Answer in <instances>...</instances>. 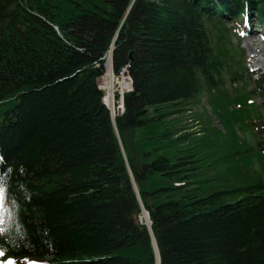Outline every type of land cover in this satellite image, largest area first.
Returning a JSON list of instances; mask_svg holds the SVG:
<instances>
[{"label":"trees","instance_id":"1","mask_svg":"<svg viewBox=\"0 0 264 264\" xmlns=\"http://www.w3.org/2000/svg\"><path fill=\"white\" fill-rule=\"evenodd\" d=\"M242 13L264 0H0V260L156 264L142 207L159 264H264V74L224 18ZM111 44L133 85L114 124Z\"/></svg>","mask_w":264,"mask_h":264},{"label":"rangeland","instance_id":"2","mask_svg":"<svg viewBox=\"0 0 264 264\" xmlns=\"http://www.w3.org/2000/svg\"><path fill=\"white\" fill-rule=\"evenodd\" d=\"M225 28H227L230 31V46H231V48H233L234 50H237L238 53H239V51L241 52L242 62H243V65H244V68L246 69V71L250 74H253V75L254 74H258V75L264 74V38L259 33H255V32L253 34L249 35L248 37L242 36V33H244V31H243V27L240 24L239 20H234L231 23L230 22L226 23ZM257 29L258 28L255 27L254 30H257ZM260 31L264 32V25L260 28ZM115 39H116V37L114 38V40ZM111 50H112V53H110L108 58H109V60L111 59L110 64H111V68H112V72H113L112 77L114 80V83L111 87V93L113 94V97H112L113 103H112L111 108L109 107V104H107L108 105L107 109H108V112L110 113V118H113V120L115 122L116 117H118L117 115L119 114V116H120V111H119V113L115 112L116 113L115 116H114V113H111V111L113 109H115V111H116V109H117L116 107H118V106L120 108L121 104L119 102H120L121 97L119 96L118 91H117L118 87L115 86L116 76L114 74L113 64H112V54L114 51V45L109 47L108 51L111 52ZM109 52H108V54H109ZM110 56H111V58H110ZM105 61H106V64H105V68H104V73H103L102 77L98 80V85L101 86L102 83L105 84L104 90H105L107 98H108L109 91H110L108 88V85H107V83L109 81H108V72L106 71L108 60H105ZM125 66H128V72H129L130 65L128 64ZM117 77L119 79L121 78L120 76H117ZM128 78L131 79L130 76ZM131 82H132V80H131ZM109 86H110V82H109ZM121 86H123V85H121ZM247 89L250 92L252 99L255 101V104L258 107V109L260 111H262L263 108H262L261 100L256 97V95L253 91V85L248 84ZM122 90H124V89H120V91H122ZM130 92L131 91H129V93ZM111 93H110V97H111ZM124 95L125 94H123V96ZM123 99H124V97H123ZM113 104H114V106H113ZM123 111H124V109H121V114H123ZM198 115H202V116L210 115V112H209L208 106L206 105V100H205L204 96L200 100V103L195 104L192 107L191 111L186 114L185 121L187 122V124L189 126H192L193 124L195 125V124H197L196 119H197ZM111 121H112V119H111ZM213 125L218 126L215 119L213 120ZM195 126H196L195 130H199V125H195ZM129 176L131 177L130 173H129ZM131 182H132V185L134 188L132 178H131ZM134 190H135V188H134ZM135 192H137V191L135 190ZM141 212H142V209H141ZM138 221L140 222V224H143V221L145 223H147L148 222L147 216L145 214L141 213L140 217H138Z\"/></svg>","mask_w":264,"mask_h":264},{"label":"built area","instance_id":"3","mask_svg":"<svg viewBox=\"0 0 264 264\" xmlns=\"http://www.w3.org/2000/svg\"><path fill=\"white\" fill-rule=\"evenodd\" d=\"M126 68H127V69H126ZM117 76H120L121 78L119 79ZM117 76H116V78H115V82H116L115 86L118 87V88H117V91H118L119 96L121 97L119 103L121 104L123 94L128 93L129 91H131V79L128 78V77L130 76V75H129V72H128V66H124L123 68H121V70H120V72L117 74ZM124 80H128V81L130 80V86H127V83H125ZM121 83H124V86H121V85H120ZM104 85H105V84L102 83L101 86H100V88L104 91V93H105V97H107L106 92H105V90H104ZM120 89H124V90L120 91ZM111 97H113V94H112ZM105 100H106V99H105ZM113 106H114V104H113ZM116 108H117V109H116V112H117V113H119V111L121 112V109H122L121 105H120V108H119V106L116 107ZM119 109H120V110H119Z\"/></svg>","mask_w":264,"mask_h":264},{"label":"snow or ice","instance_id":"4","mask_svg":"<svg viewBox=\"0 0 264 264\" xmlns=\"http://www.w3.org/2000/svg\"><path fill=\"white\" fill-rule=\"evenodd\" d=\"M5 187L2 183H0V216L6 214V204H5ZM4 255L3 248H0V256ZM26 264H40L38 261H29L25 258ZM0 264H15V261L12 258H9L7 261H0Z\"/></svg>","mask_w":264,"mask_h":264},{"label":"bare ground","instance_id":"5","mask_svg":"<svg viewBox=\"0 0 264 264\" xmlns=\"http://www.w3.org/2000/svg\"><path fill=\"white\" fill-rule=\"evenodd\" d=\"M109 55H110V53L108 54V56H107V59L106 60H108L107 61V69H106V71L108 72V81L110 82V86H109V82L107 83V85H108V88H109V96H108V98H106V103L107 104H109V107L111 108L112 107V103H113V99H112V97H110V93H111V87H112V85H113V83H114V80H113V77H112V73H111V69H110V60H109ZM105 80V79H104ZM125 81V83H127V86H130V80L128 81V80H124ZM115 84H116V82H115ZM120 85H123L124 86V84L123 83H121ZM101 89V88H100ZM131 89H132V87H131ZM102 90V89H101ZM111 96H112V93H111ZM112 110V109H111ZM112 112L114 113V116H115V109H113L112 110ZM113 117V116H112ZM143 214H145L146 216H147V214H146V212L144 211L143 212ZM147 219H148V217H147ZM144 222V221H143ZM145 223V222H144ZM147 224H148V222H147Z\"/></svg>","mask_w":264,"mask_h":264},{"label":"water","instance_id":"6","mask_svg":"<svg viewBox=\"0 0 264 264\" xmlns=\"http://www.w3.org/2000/svg\"><path fill=\"white\" fill-rule=\"evenodd\" d=\"M111 53H112V50H111ZM130 58H132V54L130 55ZM111 119H112V123L114 124L113 118H111ZM134 188H135V186H134ZM135 190H136V188H135ZM138 199H139V197H138ZM141 209H142V213H143L144 209L142 207H141ZM144 224H145L146 228L149 231V235H150V238H151L152 246H153V249H154V252H155L156 264H159L160 263L159 254H158V250H157V247H156V243H155L153 234H152L151 229H150V221H148V224L147 223H144Z\"/></svg>","mask_w":264,"mask_h":264}]
</instances>
